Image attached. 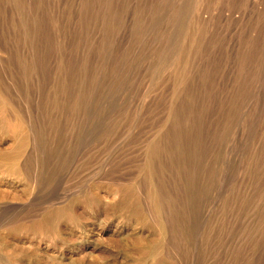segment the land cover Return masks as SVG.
Here are the masks:
<instances>
[{"label":"rangeland","instance_id":"374dc122","mask_svg":"<svg viewBox=\"0 0 264 264\" xmlns=\"http://www.w3.org/2000/svg\"><path fill=\"white\" fill-rule=\"evenodd\" d=\"M0 264H264V0H0Z\"/></svg>","mask_w":264,"mask_h":264}]
</instances>
